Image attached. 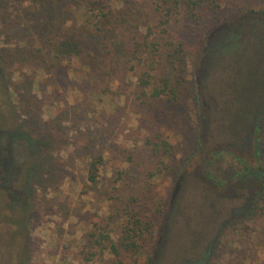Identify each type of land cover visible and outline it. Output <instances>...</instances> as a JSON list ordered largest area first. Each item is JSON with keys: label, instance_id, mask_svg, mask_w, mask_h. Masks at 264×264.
I'll use <instances>...</instances> for the list:
<instances>
[{"label": "rangeland", "instance_id": "374dc122", "mask_svg": "<svg viewBox=\"0 0 264 264\" xmlns=\"http://www.w3.org/2000/svg\"><path fill=\"white\" fill-rule=\"evenodd\" d=\"M76 1L0 0V128L22 135L11 176L29 197L28 264H114L89 247L93 228L115 223V240L124 204L147 219L160 201L151 264H264V0H220L214 23L167 27L185 42L186 90L172 104L137 100L120 30L90 29ZM106 1L145 25L159 18L153 0ZM63 34L80 36L84 53L53 67L42 44ZM173 52L160 49L168 69L181 64ZM158 137L171 146L164 157L150 150ZM6 241L0 221L1 264Z\"/></svg>", "mask_w": 264, "mask_h": 264}, {"label": "trees", "instance_id": "16d2710c", "mask_svg": "<svg viewBox=\"0 0 264 264\" xmlns=\"http://www.w3.org/2000/svg\"><path fill=\"white\" fill-rule=\"evenodd\" d=\"M76 4L83 10L85 24L90 29L110 27L120 30V34L117 36L127 46V59L124 65L130 64L129 70L134 71L137 79V100L142 103L149 99L164 98L170 104L181 100L186 90L187 80L184 76V62L181 56L182 52H185V42L182 39L170 41L167 27L171 23L183 20L198 23L206 15H208L205 18L206 21L214 23L221 7L220 0H153L152 4L155 5V11L159 18L157 23L151 26L145 25V22L140 18L132 16L128 12L121 14L117 11L108 10L106 0H77ZM140 27H145V34L140 32ZM42 45L46 49V54L52 56V61L56 59V64L53 67L60 61L77 59L84 53L82 40L77 34H63L56 39L48 38ZM163 46L172 47L174 52L170 57H179L181 64L178 67L171 66L168 69V65L172 63L169 61L163 63L165 57L160 55V49ZM233 47L234 45H228L226 50L222 49V52L231 50ZM207 49L208 47L204 50L205 57ZM1 64L0 61V73L2 70L4 71ZM0 81H5L1 74ZM3 88L5 91L0 92V94L6 99L8 95L6 83H3ZM198 94L196 92L197 99L200 97ZM19 136L22 137V135H18L17 131L0 128V142L3 141V145L0 147V214L2 215L0 221L4 223L6 229V264H28L29 197L26 188L13 186L11 176L16 164L14 146ZM29 142L31 141L29 140ZM149 145L156 157L159 155L164 157L163 155L171 153L170 144L160 137ZM218 153L219 151H216L214 155ZM102 161L101 156H96L89 162L86 179L90 184L97 183ZM162 164L159 162V165ZM262 200V194L257 192L253 198V208ZM130 208L131 206L127 204H124L122 208L127 219L120 226L121 235L119 238L113 240L110 236L114 229L112 226H115L114 222L113 225L103 223L101 226H95L92 233L88 235L89 247L95 246L100 256L105 252L111 255L114 264H126L127 258L134 264L141 258L144 259L143 264H151L154 253V234L161 225L164 201H160L151 210L152 216L147 219L140 216L139 213H133Z\"/></svg>", "mask_w": 264, "mask_h": 264}]
</instances>
